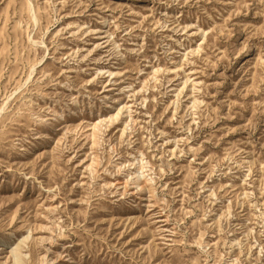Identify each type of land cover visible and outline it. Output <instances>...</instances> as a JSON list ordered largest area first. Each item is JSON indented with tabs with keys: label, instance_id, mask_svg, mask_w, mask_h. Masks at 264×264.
I'll return each instance as SVG.
<instances>
[{
	"label": "rangeland",
	"instance_id": "1",
	"mask_svg": "<svg viewBox=\"0 0 264 264\" xmlns=\"http://www.w3.org/2000/svg\"><path fill=\"white\" fill-rule=\"evenodd\" d=\"M264 264V0H0V264Z\"/></svg>",
	"mask_w": 264,
	"mask_h": 264
},
{
	"label": "bare ground",
	"instance_id": "2",
	"mask_svg": "<svg viewBox=\"0 0 264 264\" xmlns=\"http://www.w3.org/2000/svg\"><path fill=\"white\" fill-rule=\"evenodd\" d=\"M13 257L15 258V256L13 255ZM15 264H18V260L15 258Z\"/></svg>",
	"mask_w": 264,
	"mask_h": 264
}]
</instances>
